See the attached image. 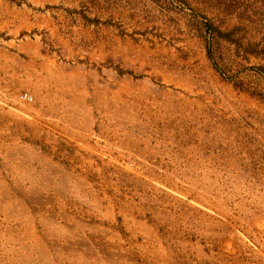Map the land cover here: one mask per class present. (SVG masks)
<instances>
[{"label":"rangeland","instance_id":"374dc122","mask_svg":"<svg viewBox=\"0 0 264 264\" xmlns=\"http://www.w3.org/2000/svg\"><path fill=\"white\" fill-rule=\"evenodd\" d=\"M0 264H264V0H0Z\"/></svg>","mask_w":264,"mask_h":264},{"label":"crops","instance_id":"0c3cea01","mask_svg":"<svg viewBox=\"0 0 264 264\" xmlns=\"http://www.w3.org/2000/svg\"><path fill=\"white\" fill-rule=\"evenodd\" d=\"M34 49H35V45L33 46ZM16 60V59H15ZM40 60L39 57H36V56H31V58L27 59V61H25L23 63V67L21 68V74L22 75H27L29 74L31 71L35 70L37 73L41 74L43 73L45 70H46V66H44V62L42 61H39ZM34 65L35 67L32 68L31 66ZM13 70V68H12Z\"/></svg>","mask_w":264,"mask_h":264},{"label":"trees","instance_id":"16d2710c","mask_svg":"<svg viewBox=\"0 0 264 264\" xmlns=\"http://www.w3.org/2000/svg\"><path fill=\"white\" fill-rule=\"evenodd\" d=\"M208 26H209V28L215 29V28L212 27V25L210 23L208 24ZM216 30H217V33H218L219 36L225 37L228 40H232L231 37H230V33L229 32H220V31H218V29H216Z\"/></svg>","mask_w":264,"mask_h":264},{"label":"built area","instance_id":"2783aa9c","mask_svg":"<svg viewBox=\"0 0 264 264\" xmlns=\"http://www.w3.org/2000/svg\"><path fill=\"white\" fill-rule=\"evenodd\" d=\"M20 97L24 100H28V101H31L32 100V96L29 95L27 92H23L20 94Z\"/></svg>","mask_w":264,"mask_h":264}]
</instances>
